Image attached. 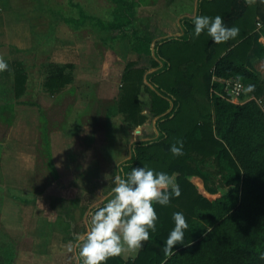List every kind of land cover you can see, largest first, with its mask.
Wrapping results in <instances>:
<instances>
[{
  "label": "trees",
  "instance_id": "trees-1",
  "mask_svg": "<svg viewBox=\"0 0 264 264\" xmlns=\"http://www.w3.org/2000/svg\"><path fill=\"white\" fill-rule=\"evenodd\" d=\"M114 2L120 6L112 21L81 13L75 25L93 22L98 32L127 29L134 23L139 4L135 0ZM198 15L221 16L228 27L238 29L237 36L220 44L204 33L193 39V19H184L183 37L155 43L157 61L149 69L156 71L146 75L148 68H135L137 63L130 62L123 74L117 112L130 127L144 125L147 118L140 95L145 90L151 114L158 118L160 137L136 143L120 175L143 166L166 172L179 185L181 196L168 206L154 205L157 231L150 233L135 258L124 260L119 255L106 264H264L260 258L264 254V111L258 104L264 98V82L250 69L254 45L262 48L255 31L259 25L264 29V3L199 0ZM133 34L134 51L151 56L152 35L142 37L136 30ZM15 68L14 92L20 99L28 79L21 65ZM229 80L245 86L238 103L226 99L225 82ZM71 82L72 76L60 69L47 79L45 89L56 95ZM178 140L183 141V155L173 156L170 147ZM114 186L111 181L110 189ZM174 212L185 215L189 228L184 244L166 255L161 249L174 227ZM86 231L82 229L80 235ZM4 257L0 254V264H6Z\"/></svg>",
  "mask_w": 264,
  "mask_h": 264
},
{
  "label": "rangeland",
  "instance_id": "rangeland-1",
  "mask_svg": "<svg viewBox=\"0 0 264 264\" xmlns=\"http://www.w3.org/2000/svg\"><path fill=\"white\" fill-rule=\"evenodd\" d=\"M135 1L134 23L118 32L74 23L81 13L112 21L120 6L114 0H5L7 11L0 10V58L11 71L0 72V254L6 264H80L76 237L88 230L92 209L111 197L110 179L117 175L107 163L102 178L91 177L94 147L118 143L109 130L121 80L128 62L146 59L134 51L133 33L143 37L166 16L158 0L156 8L153 0ZM15 64L28 79L20 99ZM60 69L72 82L50 95L45 83ZM142 249L120 256L133 259Z\"/></svg>",
  "mask_w": 264,
  "mask_h": 264
},
{
  "label": "clouds",
  "instance_id": "clouds-1",
  "mask_svg": "<svg viewBox=\"0 0 264 264\" xmlns=\"http://www.w3.org/2000/svg\"><path fill=\"white\" fill-rule=\"evenodd\" d=\"M193 24V39L204 33L213 43L220 44L238 34V29L228 27L219 15L214 18L194 16ZM8 68L7 61L0 58V72ZM170 152L173 156L183 155V141L172 144ZM112 183L115 185L112 198L91 214L88 230L76 237L80 264H106L109 258L126 250L142 248L150 240V233L157 231L158 215L154 205L168 206L173 198L181 196V189L171 175L147 166L134 167L124 176L114 175ZM172 220L174 227L161 249L166 255L173 253L177 245L184 244L189 228L182 212H174ZM68 251H72L71 243ZM260 258L264 259V254Z\"/></svg>",
  "mask_w": 264,
  "mask_h": 264
},
{
  "label": "crops",
  "instance_id": "crops-1",
  "mask_svg": "<svg viewBox=\"0 0 264 264\" xmlns=\"http://www.w3.org/2000/svg\"><path fill=\"white\" fill-rule=\"evenodd\" d=\"M158 1H159L158 4H160V6L163 7V9L161 8L160 11L165 13L166 16L160 17L161 20H160L159 28L153 27L149 31L146 30L147 32L146 31L144 32V33H150L152 35V39H153V44L151 45L152 54L149 57H147L146 55H142L141 56L142 59L146 58L144 60L145 62L139 65L140 62L137 61L136 63H139V64H137L135 68L144 67V68L149 69L152 61L153 60L157 61V59L155 58V54H154L155 43L158 41L183 37L185 32L182 26V21L184 19H193L194 16L198 15L199 0H158ZM158 1L153 0V2H155L153 3V7L156 6ZM5 5H6L5 0H0V10L1 11H4V10L7 11V9L5 8ZM174 17L177 18V23L172 21ZM150 19H151V16H150ZM136 31H139V30L136 29ZM255 32L259 34L257 43H259V45H261L262 48H259L256 45H254V48H253L254 51L252 52V55H251L252 57H251L250 69L260 77L261 82H264V29L262 28V25H261V29L258 27ZM130 62H134V61L131 60ZM161 67H162V64H161ZM154 71H156V69L150 68L146 75ZM145 84L147 86L149 85L147 83L146 77H145ZM122 87H123V83L121 80V87H120L121 94H122ZM151 88L154 89L153 87ZM121 94L118 97V102L120 101ZM252 99H255V98L251 96V100ZM140 104L143 109V115L147 118V121L144 125H142L141 127H130L128 124L124 122L123 116L118 113L115 116V118L112 120L111 129L109 130V132L114 134V136L117 138L118 143H116V145L114 146L111 145V146L105 147L103 144H99L98 146L94 147L95 167L93 170V174L91 176L93 177V179L99 180L100 178L103 177L104 170H103L102 164H106L107 166H109V164L107 163H110V164L112 163L111 166L113 168V171L114 172L117 171V175H120V167L122 166V164H124L125 162L129 161L132 158V148L136 143L154 141L160 137L159 131L157 130V126H156L158 118H153L151 114V100H150L149 94L145 90L141 92ZM258 104L263 108L264 98L258 101ZM148 126L152 127L153 130L152 128L148 130L147 128ZM150 136H154V137L149 138ZM136 137H140V140H137ZM127 150H129V152ZM56 170L59 173L60 169L57 168ZM82 176L84 175L81 174L80 177ZM112 179L113 177H111L110 182L112 181ZM101 183L103 182L101 181ZM107 192H108V196H111V197L113 196L112 189L109 188ZM77 251H78V248H77Z\"/></svg>",
  "mask_w": 264,
  "mask_h": 264
},
{
  "label": "built area",
  "instance_id": "built-area-1",
  "mask_svg": "<svg viewBox=\"0 0 264 264\" xmlns=\"http://www.w3.org/2000/svg\"><path fill=\"white\" fill-rule=\"evenodd\" d=\"M259 27H261V25H259ZM244 93L245 86L239 80H229L225 82V96L228 101L238 103Z\"/></svg>",
  "mask_w": 264,
  "mask_h": 264
}]
</instances>
